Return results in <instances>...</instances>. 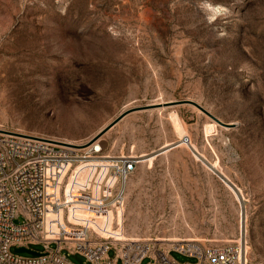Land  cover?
Listing matches in <instances>:
<instances>
[{
	"label": "rangeland",
	"instance_id": "1",
	"mask_svg": "<svg viewBox=\"0 0 264 264\" xmlns=\"http://www.w3.org/2000/svg\"><path fill=\"white\" fill-rule=\"evenodd\" d=\"M180 99L230 124L165 103ZM0 129L77 144L98 134L107 152L141 154L128 236L169 247L242 235L249 264H264V0H0Z\"/></svg>",
	"mask_w": 264,
	"mask_h": 264
},
{
	"label": "built area",
	"instance_id": "2",
	"mask_svg": "<svg viewBox=\"0 0 264 264\" xmlns=\"http://www.w3.org/2000/svg\"><path fill=\"white\" fill-rule=\"evenodd\" d=\"M140 155L107 152L100 138L77 144L0 130V264H74L64 249L93 264H141L145 257L147 264H249L242 235L234 243L184 240L169 247L128 236V182ZM32 243L45 249L32 256L12 251ZM173 250L197 260L179 262Z\"/></svg>",
	"mask_w": 264,
	"mask_h": 264
},
{
	"label": "water",
	"instance_id": "3",
	"mask_svg": "<svg viewBox=\"0 0 264 264\" xmlns=\"http://www.w3.org/2000/svg\"><path fill=\"white\" fill-rule=\"evenodd\" d=\"M183 102H189V103H192L196 106H198L200 109H202L203 111H205L206 113H208L210 116H212L216 121L224 124V125H227V124H230L228 122H225L223 120H221L219 117H217L216 115H214L212 112H210L207 108H205L202 104L198 103L197 101L195 100H192V99H180V100H170V101H166L165 103L166 104H176V103H183ZM156 105V103H148V104H145V105H139V106H135V107H132L124 112H122L120 115H118L109 125H107L105 127V130H107L108 128L114 126L119 120H121L125 115H127L128 113L132 112V111H135V110H139V109H145V108H150L152 106ZM98 138V134L95 135L94 137H92L90 139V141L94 140ZM174 145H171V148H173ZM18 251H31L35 254H38L39 252L37 250H34V249H31V248H28L26 246H20L17 248Z\"/></svg>",
	"mask_w": 264,
	"mask_h": 264
},
{
	"label": "bare ground",
	"instance_id": "4",
	"mask_svg": "<svg viewBox=\"0 0 264 264\" xmlns=\"http://www.w3.org/2000/svg\"><path fill=\"white\" fill-rule=\"evenodd\" d=\"M157 104V103H156ZM162 104V103H161ZM126 116V115H125ZM221 119V118H220ZM215 120V119H214ZM222 120V119H221ZM216 121V120H215ZM0 130H5V129H0ZM9 131V130H7ZM100 137V136H99ZM72 143V142H68ZM184 240H198L197 238H182V239H173V241H184Z\"/></svg>",
	"mask_w": 264,
	"mask_h": 264
},
{
	"label": "clouds",
	"instance_id": "5",
	"mask_svg": "<svg viewBox=\"0 0 264 264\" xmlns=\"http://www.w3.org/2000/svg\"><path fill=\"white\" fill-rule=\"evenodd\" d=\"M217 11H220L219 9H217Z\"/></svg>",
	"mask_w": 264,
	"mask_h": 264
}]
</instances>
